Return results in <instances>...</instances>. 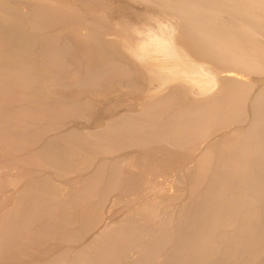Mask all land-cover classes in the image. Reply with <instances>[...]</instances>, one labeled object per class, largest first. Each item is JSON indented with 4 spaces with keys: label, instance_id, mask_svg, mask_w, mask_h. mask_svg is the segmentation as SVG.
I'll use <instances>...</instances> for the list:
<instances>
[{
    "label": "bare ground",
    "instance_id": "bare-ground-1",
    "mask_svg": "<svg viewBox=\"0 0 264 264\" xmlns=\"http://www.w3.org/2000/svg\"><path fill=\"white\" fill-rule=\"evenodd\" d=\"M121 89L146 95L96 109L94 97L117 105ZM10 157L30 169L0 181L19 190L0 213V264L128 259L175 208L153 186L164 174L190 178L188 201L173 235L149 238L135 264H264V0H0V160ZM148 175L146 200L101 226L106 199Z\"/></svg>",
    "mask_w": 264,
    "mask_h": 264
},
{
    "label": "rangeland",
    "instance_id": "rangeland-1",
    "mask_svg": "<svg viewBox=\"0 0 264 264\" xmlns=\"http://www.w3.org/2000/svg\"><path fill=\"white\" fill-rule=\"evenodd\" d=\"M161 16V21L162 22H164L165 20H167V21H169L170 23H171V25H172V35H173V37L175 38H177L178 37V35H179V31H180V28H179V24L178 23H175L176 21L175 20H173V19H169L168 17H165V16H163L162 14L160 15ZM173 24H174V26H173ZM176 26H177V28H176ZM178 28H179V30H178ZM178 31V32H177ZM176 33H177V36H176ZM125 90V91H124ZM120 91V92H119ZM131 90H128V89H121V90H118V91H116L117 93H120V94H114L113 96H112V99L114 100L115 98L117 99V97L119 98V99H117L119 102H117V100L115 101V102H117V105H116V103H113V102H109V103H106L107 102V98H109V100L111 101V95H110V97H106V95H109V94H106V95H104L105 96V98L107 99V100H105V98H104V96H101V98L103 97V99H101L100 97H98V96H96V97H94V96H92V97H94L95 99H93L94 101H96V102H99V100H100V102L101 103H103V104H101V103H99V105L96 103V109L97 110H99V112H101V110H102V112L101 113H104V112H109L110 110H112V108H113V111H114V109H115V111H117V110H120V109H125V108H123V107H126V108H130L131 107V109L132 108H135V106H137V105H134L138 100H139V98L141 97H143V96H145L146 94V90L144 89V90H141L138 94H137V92H135L134 94L132 93V91L130 92ZM152 91H154V90H152ZM164 91V92H163ZM134 92V91H133ZM143 92H144V94H143ZM122 93V94H121ZM129 93V94H128ZM132 93V94H131ZM137 94V95H136ZM120 95V96H119ZM122 95V96H121ZM127 95H129V96H127ZM142 95V96H141ZM154 96H153V98L155 97L156 99L158 98V97H160V96H162V95H165V90H162L161 91V93L160 92H158V93H156V94H153ZM138 96H140L139 98H137ZM113 97H115V98H113ZM121 97V98H120ZM98 98H100V99H98ZM125 98V99H124ZM121 99H123V100H121ZM136 99H138V100H136ZM155 99V100H156ZM104 100H105V103H104ZM108 100V101H109ZM112 100V101H113ZM124 101H126V105L128 106H126L125 105V102ZM136 101V102H135ZM124 102V103H123ZM131 102H134V104L133 103H131ZM122 103V104H121ZM130 103V104H129ZM101 104V105H100ZM108 105V107L110 108V106H111V108H110V110L108 109L107 110V105ZM113 104L115 105L114 107H113ZM125 105V106H123L122 107V105ZM133 104V105H132ZM120 106V107H117V106ZM129 105H131V106H129ZM102 106V107H101ZM102 108L101 110L99 109V108ZM116 107V108H115ZM122 107V108H121ZM105 108V109H104ZM117 108H119V109H117ZM104 110V111H103ZM107 110V111H106ZM112 112V111H111ZM113 113V112H112ZM111 113V115H113ZM96 117H97V119H96ZM94 119V120H93ZM93 119H92V123H97V126L96 127H98V123H100L101 121H100V117H98L97 116V114H95V117H93ZM96 119V120H95ZM99 119V120H98ZM97 121H99V122H97ZM81 123L83 122L85 125L87 124L86 122H84V121H80ZM102 126V127H101ZM99 127H101V128H103L104 127V124H100L99 125ZM98 127V128H99ZM98 130H100V128L98 129ZM102 130V129H101ZM101 157V159L99 158V157H97L98 159H100L101 161H102V159H103V161H109L107 164H113L114 162H117V160L118 159H120V160H118V162L119 161H121V158H122V156H121V158H119L120 156H116V157H118L117 159H116V157H115V155L114 156H112L113 158H109V157H103V156H100ZM106 158V159H105ZM109 158V159H108ZM126 158V156H124L123 157V159H125ZM130 158V156H128V159ZM142 159H140L139 160V164H141L140 162H142V164L141 165H146V166H144L143 165V169H148L147 167L150 165V163H149V161L147 160L148 158L147 157H141ZM144 158H147L146 159V161L144 160ZM4 159H6L5 161L4 160H0V167H4L5 169L6 168H8L7 170H9V172L7 171L6 173H9V175L8 174H6L4 171H6L5 169L3 170V169H1L2 170V172H3V174L4 175H2L1 177H0V181H5L6 179H8V178H11L12 179V177H14V178H16V177H18V178H22V177H20V175H26L27 174V169L29 168L28 166H24V164L23 163H21L22 161H19L18 162V160H21L22 158H14L13 157V159L10 157L9 159L8 158H4ZM17 161V162H15V160ZM108 159V160H107ZM116 159V160H115ZM122 159V160H123ZM8 160L10 161V160H12V161H10V162H8ZM14 160V161H13ZM97 159H95L94 161H96ZM113 160H114V162H113ZM4 161V162H3ZM105 161V162H106ZM8 162V163H7ZM19 163V164H18ZM8 164V165H7ZM13 164V165H12ZM17 164V165H16ZM6 165V166H5ZM148 165V166H147ZM9 166V167H8ZM16 167V168H15ZM19 168V170H18V168ZM21 167V168H20ZM150 167V166H149ZM11 169H13V170H11ZM15 169H17V170H15ZM30 169V168H29ZM12 171H14L13 172V174H12ZM17 171V172H16ZM144 171V170H143ZM10 172H11V174H10ZM26 172V173H25ZM145 172V171H144ZM143 172V173H144ZM25 173V174H24ZM48 174H52L51 172H48ZM89 174V173H88ZM12 175V176H11ZM18 175V176H17ZM165 176H163V177H165L164 179L165 180H163V182L161 181V183H160V181H155V180H153V183L154 182H156V183H154V189H158V187H159V189L161 188V190L163 189V190H165V191H163L162 190V195H163V197H161V196H159V198H170L172 195H173V197H171L172 199H171V201L168 203V205L167 206H169V207H175L174 209L172 208L171 209V212H170V217L169 216H166V215H164V214H162V215H160L159 217H157L158 218V220L156 221V220H154L156 223L158 222V224L159 225H157V224H155V222H153L154 224H155V226H154V228H153V226H152V228L151 227H149V228H151V229H148V228H146V230L148 229V230H150V231H148V233H147V231L146 232H144L143 234H142V236H144L143 238L141 237V239H139L140 240V242H141V244H140V242H139V240H138V244H137V246H136V248H137V250L135 249V248H133V249H131L130 250V252L132 253H126L127 255H129V256H125V257H127L128 259H126V258H124V259H122V260H120L117 264H129L130 262H131V264H133V262H134V264L136 263V260H137V262H138V260L140 259V257L142 256V255H144L145 253H147L148 252V248H150V247H148L149 246V243L151 242V239L152 240H154V237L156 236V234H157V236L155 237V238H159L160 236L162 237H166V235H165V231L169 234V232L173 235V233H174V231H176L175 229H177L176 227H174L175 225H178V222L177 221H179V218H180V212H183L182 210L184 209V206L186 205V201H188L187 200V197H185L183 200H180L179 201V198L181 197V194L183 193V190H184V192H185V188H186V186H188V181L190 180V178H188L191 174H189V176H187V178H188V180H184V182H182L183 180L180 178H178L177 176H175L176 178H177V180H176V178L173 176V175H170L169 176V178L173 181H171V180H167L166 178H168L167 176V174H164ZM7 176H9V177H7ZM153 177H156V176H153ZM152 176L151 177H149V175H148V177L146 176L145 178H144V180H142V183L140 184V185H138V187H136V189H135V191H132V192H130L129 190H123V192H121V190L119 191V192H114V193H112L110 196H109V194L107 195V196H109L108 197V199H106L107 201H105L104 203H105V205H103V206H100L98 209H102V211H100V213L102 212L103 214L105 213L106 215L104 216L103 215V217H105V219H103V218H101L100 220L102 221V223L103 224H101V226H108V225H110V226H114V222H120L121 220H123V218H124V215H126V214H129V213H131V212H134V210H136L137 208L136 207H138V205L140 204V203H142L143 201H145L146 200V198H140V196L143 194V193H141L140 195L138 194V193H140L141 191H145L146 189H147V191H145L144 193L145 194H151V193H149L150 191L148 190V187L146 188L145 186H146V183L144 184L143 182H145V179H146V181L148 180V178H153ZM172 177H173V179H172ZM174 178H175V180H174ZM149 181H151V180H149ZM169 181V183H167ZM172 184H171V183ZM70 184V181H69V178H67V180L65 179V180H63L62 181V184ZM166 184V186H167V188H166V186H165V184ZM179 183H181V184H179ZM142 184H143V186H144V189H143V186H142ZM157 184H158V186H157ZM160 184H163L162 185V187H160ZM184 184H187V185H184ZM10 185H8V186H6L5 185V187L3 188V190L2 189H0L1 190V192H0V206H1V208H0V213L2 214V213H4L5 211H7V210H9L10 209V207H12V203H14V201H15V199H16V196H17V194L16 193H18V191L19 190H17L14 186H10ZM12 187H14V188H12ZM141 187V188H140ZM164 187V188H163ZM174 187V188H173ZM177 187V188H176ZM8 190H7V189ZM18 189H20V188H18ZM141 189H143V190H141ZM177 189V190H176ZM141 190V191H140ZM171 190H173V191H171ZM175 190H176V193H177V195L179 196V193L178 192H180V196L177 198V195H176V193H175ZM5 191V192H4ZM15 191V192H14ZM127 191H129L128 193H127ZM149 191V192H148ZM178 191V192H177ZM170 192V193H169ZM173 192V193H172ZM5 193V194H4ZM122 194V197H121V194ZM134 193H135V195H134ZM168 193V194H167ZM7 194H8V196H7ZM124 194V195H123ZM130 194V197L128 196ZM139 196H138V195ZM3 195V196H2ZM114 197H113V196ZM120 197H119V196ZM160 195V194H159ZM166 195H168V197L166 196ZM171 195V196H170ZM176 195V198L174 197ZM5 196H6V198H5ZM117 196H118V198H121V199H118L117 198ZM124 196V197H123ZM139 198H138V197ZM2 197V198H1ZM8 197H10V198H8ZM15 197V198H14ZM126 197V198H125ZM133 197V198H132ZM122 198H124V199H126V200H124V199H122ZM3 199V200H2ZM14 199V200H13ZM127 199L129 200V202L127 201ZM130 199H132V200H130ZM122 200V201H121ZM124 200V201H123ZM139 200V201H138ZM142 200V201H141ZM120 201V202H119ZM126 201V202H125ZM8 202H10V203H8ZM123 202V203H122ZM125 202V203H124ZM128 202V203H127ZM112 203V204H111ZM117 204V205H116ZM2 205H4V206H2ZM8 205L10 206V207H8ZM101 205V204H100ZM107 205V206H106ZM175 205V206H174ZM179 205V206H178ZM131 206V207H130ZM179 207V208H177V207ZM182 206V207H181ZM103 207H104V209L105 210H103ZM115 207V208H114ZM182 208V209H181ZM112 209V210H111ZM177 209V210H176ZM5 210V211H4ZM109 210H110V212H109ZM176 210V211H175ZM130 211V212H129ZM107 212L109 213V216L107 215ZM101 213V214H102ZM120 213V214H119ZM0 214V215H1ZM101 214H100V216H101ZM120 215V216H119ZM173 215V216H172ZM176 215V216H175ZM180 215V216H179ZM108 216V217H107ZM113 218H111V217ZM116 216V217H115ZM118 216V217H117ZM102 217V216H101ZM175 217V218H174ZM108 218V219H107ZM162 218V219H161ZM107 219V220H106ZM109 219H112L111 221H108ZM171 219H172V221H171ZM115 220H117V221H115ZM120 220V221H119ZM161 220V221H160ZM105 221V222H104ZM165 221V222H164ZM170 221V222H169ZM117 222V223H118ZM152 222H149V223H151V224H148L149 226H151L153 223ZM110 223V224H109ZM113 225H112V224ZM166 223V224H165ZM108 224V225H107ZM160 224H161V227H160ZM167 224H168V226H167ZM146 225V224H145ZM159 226L158 228H157V226ZM163 225V226H162ZM144 226V225H143ZM146 227H148V226H146ZM163 227H165V228H163ZM159 228H161V229H159ZM170 229V230H169ZM152 230H153V232H152ZM156 232H155V231ZM163 231V232H160V231ZM173 230V231H172ZM164 233V234H159V233ZM154 233V234H153ZM166 233V234H167ZM151 234V235H150ZM167 234V236H170V235H168ZM150 235V236H149ZM171 235V236H172ZM147 237V239H146V237ZM153 236V237H152ZM144 238L147 240V241H145L144 240ZM149 238H151V239H149ZM144 240V241H143ZM145 244H143V243ZM149 242V243H148ZM56 244H58V243H56ZM54 245V243H52L51 245H50V248H51V246H52V248L55 246H53ZM59 245V244H58ZM144 245V246H143ZM61 246V245H60ZM60 246H56V247H54V248H57V247H59L60 248ZM67 248H71L72 246H70V245H63V246H61V248L60 249H58V250H56V252H60V250H62V249H64L65 247ZM148 248H147V247ZM146 247V248H145ZM172 248V246H168V248L169 249H171ZM53 248V250H55ZM65 248V250H67ZM144 248V249H143ZM168 248H166L165 250H164V253H169V251H170V253L172 252V249L171 250H169ZM72 249V248H71ZM142 249V250H141ZM146 249V250H145ZM139 250L141 251V252H139ZM169 250V251H168ZM138 251V253H136V252ZM166 251V252H165ZM52 252V253H51ZM55 252V251H54ZM53 251H50L49 253H50V255H53V256H56V252L54 253ZM138 254V255H136V254ZM163 253V254H164ZM169 253V255H171ZM140 254V255H139ZM167 256H168V258H169V255L168 254H166ZM139 256V257H138ZM134 257V258H133ZM160 257H163V258H159V260H158V258L154 261V262H152L151 264H163L166 260H167V257L165 256V255H160ZM164 257H166V258H164ZM132 258V259H131ZM136 258V259H135ZM164 259V260H163ZM126 262H125V261ZM161 260V261H160ZM162 260H163V262H162ZM124 262V263H123Z\"/></svg>",
    "mask_w": 264,
    "mask_h": 264
}]
</instances>
